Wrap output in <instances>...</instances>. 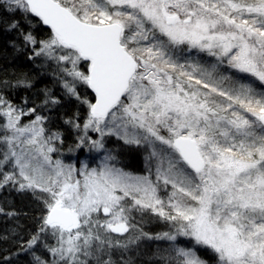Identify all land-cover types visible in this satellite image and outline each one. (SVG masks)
Here are the masks:
<instances>
[{"label":"snow or ice","instance_id":"6c2138e0","mask_svg":"<svg viewBox=\"0 0 264 264\" xmlns=\"http://www.w3.org/2000/svg\"><path fill=\"white\" fill-rule=\"evenodd\" d=\"M0 9L29 59L85 108L64 120L75 134L68 151L104 153L97 167L66 164L64 132L43 114L61 99L45 88L40 104H17L0 90V189L43 204L21 249L32 264H136L143 240L169 242L160 264H264V0H0ZM4 84L34 87L26 75ZM107 137L143 147L146 174L118 167ZM145 215L171 230L145 232Z\"/></svg>","mask_w":264,"mask_h":264},{"label":"trees","instance_id":"16d2710c","mask_svg":"<svg viewBox=\"0 0 264 264\" xmlns=\"http://www.w3.org/2000/svg\"><path fill=\"white\" fill-rule=\"evenodd\" d=\"M12 18L0 9V90L7 92L9 98L17 104H21L25 97L31 103L40 104L44 99L41 90L45 88L49 89L53 96L61 99L59 105L51 108L48 112L45 111L43 114L50 118L47 125L49 128L64 132V144L59 155V158L64 159L62 151L68 150V143H74L73 131L65 125L64 120L72 116L78 109L81 116H83L85 108L74 99H69L63 95L62 88L53 78L47 65L40 63L38 60L29 59V50L23 46L20 33L16 30H8L7 25ZM32 31L39 39H44L47 37L49 30L38 21V18H34ZM193 56L204 64L214 62V58L207 56L206 53H196L193 50ZM25 75L34 82V87L31 89L5 87V81L12 85L17 79ZM247 79H250V77ZM256 83L257 87H262L259 82ZM83 90L90 94V98L92 97L88 89L83 88ZM28 119V117L25 118V120ZM54 158L57 157L54 155ZM5 189L1 192L5 193L4 201H2L4 206L0 203L1 207H4L2 208L4 209L3 212H0V237H5L0 238V264H32L29 261L31 257L28 259V256L21 249L23 242L27 241L30 235L38 230L43 205L41 201L34 199L32 193L28 195L29 192H27V195H25L11 192L10 187ZM1 198L0 195V200H2ZM10 212L15 213V215L9 217L8 213ZM22 237H26L23 242L21 241ZM40 250L37 249V251ZM152 255L141 250L137 255L136 264H160V261L153 259Z\"/></svg>","mask_w":264,"mask_h":264},{"label":"rangeland","instance_id":"374dc122","mask_svg":"<svg viewBox=\"0 0 264 264\" xmlns=\"http://www.w3.org/2000/svg\"><path fill=\"white\" fill-rule=\"evenodd\" d=\"M28 50H29V54L31 55L30 49H28ZM35 60H38L40 63H42V61L39 58H36ZM256 85H257V83H256ZM83 88H86V87H82L80 89L81 93L86 94L90 98V94L88 92L86 93L83 90ZM89 91L91 93V90H89ZM25 121H27V120H25ZM72 134H74V132ZM90 135H92L93 138H98V134H96V133H90ZM73 139H74V143H75V134H74ZM105 139H106V148L113 149L115 151V153L118 155V158L120 161L119 164L117 165L118 167H122L125 171L131 172V173L136 174V175L146 174V172H145V157L147 155V152L145 151V149L143 147H137L134 145L133 146L125 145L122 141L118 140L115 137H107ZM74 143H72V144L68 143V146H71ZM103 156H104L103 152H95V151L89 152V150L87 148H84V149H82L78 152H75V153H70L68 150L62 151V157L64 158L62 160L66 164L71 163V164H74L76 167H80L81 161L88 163L90 167H97L102 162ZM4 189H0V195L2 197L1 198L2 200H0V203L3 204V206H4V202H2V201H4L3 197H5V193H1V192L6 190V189L5 190ZM10 189H11V192H13V193L17 192L19 194H25V195H27V192H29L28 195L30 193H32L31 191H23V192L17 191L15 189H12L11 187H10ZM6 194H8V193H6ZM161 195L163 196L164 193L161 192ZM34 199L39 201L35 197H34ZM2 208H4V207H1V205H0V209H2ZM2 210H4V209H2ZM9 217H11V216H9ZM137 219H139V217H137ZM8 221H10V220H8ZM141 227L143 228V230L145 232H147L153 236L156 234L168 232L171 230L170 226L166 222L158 219L155 216H151V215H145L143 221H141ZM25 238L22 237L21 241L23 242L25 240ZM178 240L180 241L181 246H184L185 244H187V241L184 237H179ZM166 249H169V242L162 241V240H143L141 242V246H140V251L143 250L147 254L148 253L153 254L152 255L153 259H156L159 261H160L159 257L161 255L167 254L165 251ZM42 251H43V249H41L40 251H37V255L41 254ZM139 252L137 253V255L139 254ZM23 253L28 256V259H30V257H31V259L29 261L32 262V255L30 253H27L24 251H23ZM211 264H215V261L214 260L211 261Z\"/></svg>","mask_w":264,"mask_h":264},{"label":"water","instance_id":"95a60500","mask_svg":"<svg viewBox=\"0 0 264 264\" xmlns=\"http://www.w3.org/2000/svg\"><path fill=\"white\" fill-rule=\"evenodd\" d=\"M45 27H47V26H45Z\"/></svg>","mask_w":264,"mask_h":264}]
</instances>
